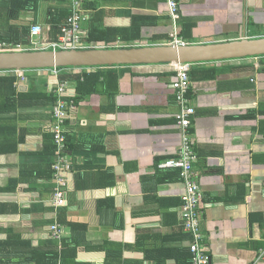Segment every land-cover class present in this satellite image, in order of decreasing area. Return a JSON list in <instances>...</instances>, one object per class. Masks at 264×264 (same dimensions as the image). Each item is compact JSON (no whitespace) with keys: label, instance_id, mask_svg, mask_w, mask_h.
<instances>
[{"label":"crops","instance_id":"obj_1","mask_svg":"<svg viewBox=\"0 0 264 264\" xmlns=\"http://www.w3.org/2000/svg\"><path fill=\"white\" fill-rule=\"evenodd\" d=\"M60 1L42 0L11 17L0 0V31L40 23L36 40L46 42ZM168 1L84 0L82 26L137 34L103 47L169 45L175 31L184 44L264 37V0H175L176 19ZM178 66H108L113 75L82 95L62 71L0 73L18 77L17 95H58L62 82L72 102L64 204L54 201V105L0 116V264H191L185 182L179 169L159 167L180 155L186 136L204 195L200 226L210 263L264 264V55L191 64L185 103L173 88ZM189 104L195 113L184 130L177 114Z\"/></svg>","mask_w":264,"mask_h":264},{"label":"built area","instance_id":"obj_2","mask_svg":"<svg viewBox=\"0 0 264 264\" xmlns=\"http://www.w3.org/2000/svg\"><path fill=\"white\" fill-rule=\"evenodd\" d=\"M71 15L67 19V22L62 25V34L58 41L39 42L36 37H39L44 32V27L40 23H36L31 27L32 46L31 49H89L96 47H103L96 43H90L86 40L88 32L83 29V23L88 19L86 15V9L84 6V0H70ZM169 10L174 19L178 17V6L175 0H169ZM175 37L173 44H184L177 38L176 31L172 33ZM6 44L0 46V51L11 50H27L21 44L16 45L14 48L7 47ZM191 64L180 63L178 68V76L173 82V88L177 94V99L182 103L187 101L186 94L188 93L192 78L189 73ZM55 75L60 73L58 67L51 68ZM19 72V70H2L0 73ZM58 100L53 106V116L55 123L52 128L54 134V140L57 147L58 160L53 164V168L56 173L58 186L54 192V201L57 204H64L65 199V186L66 178L64 172L72 168L71 160L68 159V128H67V107L72 103L63 98L65 96V84L60 83L57 90ZM195 113V108L192 105H184L177 114L178 122L184 130L190 125L191 117ZM190 138L184 137L183 148L180 151V155L175 158H169L159 164L161 168H177L180 170V175L185 182V192L182 194V218L184 229L191 235L190 251L192 255L191 264H211L210 256L206 247L202 244L201 234V204L203 203L204 195L201 192L198 184L194 180L193 175V161L195 160L194 150L190 145ZM52 228L57 229V225H53Z\"/></svg>","mask_w":264,"mask_h":264},{"label":"water","instance_id":"obj_3","mask_svg":"<svg viewBox=\"0 0 264 264\" xmlns=\"http://www.w3.org/2000/svg\"><path fill=\"white\" fill-rule=\"evenodd\" d=\"M264 55V37L208 44L0 51V71L138 63H205Z\"/></svg>","mask_w":264,"mask_h":264},{"label":"trees","instance_id":"obj_4","mask_svg":"<svg viewBox=\"0 0 264 264\" xmlns=\"http://www.w3.org/2000/svg\"><path fill=\"white\" fill-rule=\"evenodd\" d=\"M16 1L18 0H4L9 12H11V17H16L21 11L38 5L42 0H22L21 5L16 4ZM68 3V0H61L59 4L55 5L51 9L49 18V22L51 24L49 29V39L51 42L58 41L60 35L62 34V25L67 22V19L71 15V9ZM134 36H137V34L125 35V32L117 29H106L100 26H91L86 40L90 43L99 42V45H111V43L116 40H131L136 38ZM2 43H7L6 46L11 48L21 44L27 50H35L33 48L31 49L32 37L31 27L29 25L20 27L9 24L6 29L0 31V44ZM72 68L74 67H58L60 72L62 71L59 77L63 81L72 79L78 82V91L80 95L85 92L91 93L94 91V87L99 84V80L101 78L109 79L113 75V67L108 66L85 67L87 70L81 74H68L63 72L66 69ZM24 78L25 77H23V79ZM17 80L18 77L15 74L0 75V116L4 112H11L20 107L47 106L56 104L58 95L55 93L47 94L29 91L26 93L19 92V95H17ZM75 99L77 100V97ZM1 150L3 149H0V151ZM191 261L192 259H190V263Z\"/></svg>","mask_w":264,"mask_h":264}]
</instances>
